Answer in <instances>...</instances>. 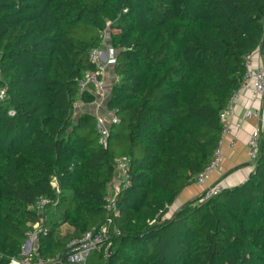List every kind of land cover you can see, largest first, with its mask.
Returning a JSON list of instances; mask_svg holds the SVG:
<instances>
[{
	"label": "trees",
	"instance_id": "trees-1",
	"mask_svg": "<svg viewBox=\"0 0 264 264\" xmlns=\"http://www.w3.org/2000/svg\"><path fill=\"white\" fill-rule=\"evenodd\" d=\"M106 27L117 121L104 148L73 104L93 98L78 82ZM263 33L264 0H0V264L37 221V256L64 264H264V133L243 182L165 216L208 162ZM118 156L127 185L108 211ZM108 218L104 246L67 261V244Z\"/></svg>",
	"mask_w": 264,
	"mask_h": 264
},
{
	"label": "built area",
	"instance_id": "built-area-1",
	"mask_svg": "<svg viewBox=\"0 0 264 264\" xmlns=\"http://www.w3.org/2000/svg\"><path fill=\"white\" fill-rule=\"evenodd\" d=\"M106 30L103 32V40L105 38ZM264 34V33H263ZM102 46V45H101ZM95 47L89 51V60L94 64L95 69L86 71L83 77L79 80L78 86L80 91L93 90L95 97H100L104 89L103 73L106 65L115 62V51L109 47L104 50L103 47ZM249 91L253 98L261 96L264 93V68L262 66H254L251 64L250 56L245 60V73L241 80L239 87L232 93L229 102L219 112L220 132L219 139L214 147L208 162L204 167L198 171L193 180L198 185H203L215 171L222 167L223 151L222 146L226 138H229V146H233L234 132L241 128L242 122L240 120H233L235 104L243 91ZM4 90H0V95ZM98 102V98L95 99ZM74 107H77V102H74ZM106 114L109 119V125L117 121L114 110L106 108ZM243 120H250L256 118L257 125L250 133L247 141V156L250 162H254L259 151V142L261 134L264 133V109L246 108L242 113ZM96 128L98 131V140L100 144L107 147V137L109 134V127L106 126L102 120H97ZM114 177L107 187L105 194L106 205L108 211H115L114 197L115 195L127 185L129 168V158L127 156H118L114 158ZM114 179L119 181V186L116 188L112 183ZM225 187L220 181H216L205 188L200 196V201H205L210 197L220 193ZM48 198H40L34 204L30 205L31 209L37 211L43 210V206L49 203ZM55 203V202H54ZM111 220L108 218L106 223L100 225L98 228H92L86 231L81 238L72 240L67 244L64 255L66 260L74 263H83L88 255L93 250H99L104 246L109 238V224ZM32 229L26 233V238L21 244L20 253L17 257H12L8 264H64L60 256L51 258H40L37 256V239L38 233L42 230V225L39 221L34 222Z\"/></svg>",
	"mask_w": 264,
	"mask_h": 264
},
{
	"label": "crops",
	"instance_id": "crops-1",
	"mask_svg": "<svg viewBox=\"0 0 264 264\" xmlns=\"http://www.w3.org/2000/svg\"><path fill=\"white\" fill-rule=\"evenodd\" d=\"M105 49L112 48L109 42L108 33L106 32L105 38L102 41V46ZM251 64L254 66H262L264 68V45L258 47L250 55ZM114 64L109 63L106 65L105 72L103 73L104 89L100 97H95L93 90H85L91 94L93 98L89 101H82L79 99L76 107V115L83 112L93 114L97 120H102L103 123L109 127V119L106 114V104L110 96L111 86L117 80V76L113 72ZM98 98V102L95 99ZM246 108L264 109V94L253 98L249 91H243L235 104L233 120H240L242 122L241 128L234 132L233 146H229V138L223 143L222 151V167L220 170L211 174L210 178L203 184L198 185L195 182L184 187L175 198L174 202L168 207L165 216H170L178 207L183 203L192 200L195 196L199 197L210 184L220 181L224 187H231L243 182L251 170L253 169V162L248 160L247 156V141L250 133L253 131L258 123L256 118L250 120H243L242 113ZM116 188L119 186V181L114 179L112 183ZM57 214V212H56ZM61 232L70 230L69 226L63 224L60 226ZM58 264V263H52Z\"/></svg>",
	"mask_w": 264,
	"mask_h": 264
},
{
	"label": "water",
	"instance_id": "water-1",
	"mask_svg": "<svg viewBox=\"0 0 264 264\" xmlns=\"http://www.w3.org/2000/svg\"><path fill=\"white\" fill-rule=\"evenodd\" d=\"M263 45H264V34H263V38H262V42H261V46H263ZM107 250L109 251V249H107Z\"/></svg>",
	"mask_w": 264,
	"mask_h": 264
},
{
	"label": "clouds",
	"instance_id": "clouds-1",
	"mask_svg": "<svg viewBox=\"0 0 264 264\" xmlns=\"http://www.w3.org/2000/svg\"><path fill=\"white\" fill-rule=\"evenodd\" d=\"M106 31H107V33H108V29H107V27H106ZM101 45H102V44H101ZM101 45H100V46H101ZM114 51H115V50H114Z\"/></svg>",
	"mask_w": 264,
	"mask_h": 264
},
{
	"label": "rangeland",
	"instance_id": "rangeland-1",
	"mask_svg": "<svg viewBox=\"0 0 264 264\" xmlns=\"http://www.w3.org/2000/svg\"><path fill=\"white\" fill-rule=\"evenodd\" d=\"M104 50L106 51V49H104ZM196 197H197V196H195V198H196ZM91 252H93V251H91ZM91 252H90V253H91Z\"/></svg>",
	"mask_w": 264,
	"mask_h": 264
}]
</instances>
